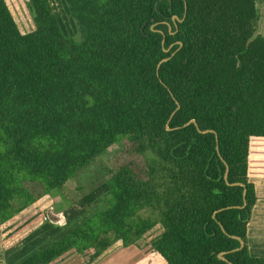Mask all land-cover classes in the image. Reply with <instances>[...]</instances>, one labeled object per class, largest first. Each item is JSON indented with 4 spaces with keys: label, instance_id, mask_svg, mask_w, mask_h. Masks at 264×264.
Listing matches in <instances>:
<instances>
[{
    "label": "trees",
    "instance_id": "trees-1",
    "mask_svg": "<svg viewBox=\"0 0 264 264\" xmlns=\"http://www.w3.org/2000/svg\"><path fill=\"white\" fill-rule=\"evenodd\" d=\"M27 1L22 33L0 0V226L113 144L139 159L109 162L104 203L13 264H92L156 224L163 264H264L247 237L251 179L264 182V0H63L75 36L49 0Z\"/></svg>",
    "mask_w": 264,
    "mask_h": 264
},
{
    "label": "rangeland",
    "instance_id": "rangeland-1",
    "mask_svg": "<svg viewBox=\"0 0 264 264\" xmlns=\"http://www.w3.org/2000/svg\"><path fill=\"white\" fill-rule=\"evenodd\" d=\"M20 31L34 28L27 0H5ZM53 11L67 36H75L76 28L63 0H49ZM264 12V4L258 5ZM121 158L130 160L139 157L125 152L121 144L111 145L95 163L81 171L76 178L68 180L61 190H53L35 203L21 209L0 226V264H13L23 256L48 245L55 238L92 214L104 203L108 194L104 180L108 176V163ZM99 180L101 184L96 185ZM254 180L257 201L248 222L250 239L254 240L252 253L264 252V182ZM16 200V206H22ZM161 226L156 224L134 245L127 248L119 242L105 251L92 264H163L161 256L151 247L159 235ZM253 244V242L251 243ZM87 264L80 257L67 253L50 264Z\"/></svg>",
    "mask_w": 264,
    "mask_h": 264
},
{
    "label": "crops",
    "instance_id": "crops-1",
    "mask_svg": "<svg viewBox=\"0 0 264 264\" xmlns=\"http://www.w3.org/2000/svg\"><path fill=\"white\" fill-rule=\"evenodd\" d=\"M247 237H248V247H249L250 253L252 255L264 256V252L252 253L251 247H253V245H254V240L252 241V238L250 239L248 227H247ZM252 242H253V244H251ZM74 257H75V255H74ZM64 262L67 264V263H69V260H65Z\"/></svg>",
    "mask_w": 264,
    "mask_h": 264
},
{
    "label": "water",
    "instance_id": "water-1",
    "mask_svg": "<svg viewBox=\"0 0 264 264\" xmlns=\"http://www.w3.org/2000/svg\"><path fill=\"white\" fill-rule=\"evenodd\" d=\"M178 107V106H177ZM189 122H194V120L192 119V120H190ZM188 123V122H187ZM226 171H227V168H226ZM226 175H227V172L225 173V177H226ZM245 195V189H244V191H243V196ZM245 202V201H244ZM241 246H243V242L240 240V247ZM223 252H220V253H218V258H220V259H224V256H223ZM231 264V263H230Z\"/></svg>",
    "mask_w": 264,
    "mask_h": 264
}]
</instances>
